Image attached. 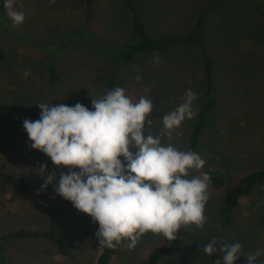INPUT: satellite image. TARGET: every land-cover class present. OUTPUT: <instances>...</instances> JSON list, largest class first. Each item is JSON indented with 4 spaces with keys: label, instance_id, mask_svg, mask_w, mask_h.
Listing matches in <instances>:
<instances>
[{
    "label": "rangeland",
    "instance_id": "1",
    "mask_svg": "<svg viewBox=\"0 0 264 264\" xmlns=\"http://www.w3.org/2000/svg\"><path fill=\"white\" fill-rule=\"evenodd\" d=\"M207 1L94 0L87 15L85 0H55L51 5L49 0H16L17 10L25 13L19 25L13 24L5 8L0 9V48L5 51L0 59V172L15 176L26 186L15 191L0 177V231H43L55 224L68 250V255H62L42 237L10 238L3 244L5 264H97L102 250L96 235L98 222L54 192L60 172L68 173V167L54 165L46 154L29 147L32 141L23 120L40 119L38 103L75 106L79 102L92 110V99L101 97L107 73L115 65V88H124L134 102L141 96L153 100L148 117L152 124L146 123L145 134L156 136L163 127V116L183 103L188 89L198 96L193 103L197 113L204 99L203 53L212 64L215 103L210 125L194 151L206 163L200 170H191L189 178L210 170L231 180L222 189L209 185L204 226H187L186 234L175 244L174 255L158 264H215L222 254L209 256L203 250L213 238L218 245L241 243L242 254L260 250L258 261L264 262V181L238 199L226 229L216 217L226 189L264 168L261 13L249 0H221L203 18V51L192 38L160 51L138 53L123 64L106 58V53H115L130 35L127 2L136 8L147 33L161 38L186 34ZM157 54L158 61L154 59ZM51 61L58 76L55 83L48 82L45 71ZM28 69L31 73L25 77ZM195 119L186 118L173 130L174 139L162 137V143L185 151ZM130 151L135 153L136 148ZM43 164L48 166L46 172H56V179L41 191L44 181L37 169ZM171 241L149 231L132 249L125 242L117 244L109 264H145L153 247Z\"/></svg>",
    "mask_w": 264,
    "mask_h": 264
},
{
    "label": "clouds",
    "instance_id": "2",
    "mask_svg": "<svg viewBox=\"0 0 264 264\" xmlns=\"http://www.w3.org/2000/svg\"><path fill=\"white\" fill-rule=\"evenodd\" d=\"M15 5L16 0H5L4 8L13 24L19 25L25 13ZM154 59L159 60L158 54ZM30 73L28 69L23 75ZM197 99L196 93L186 90L183 103L163 116V127L156 136L145 134L146 123L152 124L148 117L153 100L141 96L134 102L122 87L92 99V110L79 102L75 106L38 103L40 119L23 120V128L32 141L30 148L46 154L54 165L68 167V173L60 172L54 192L98 222L100 244L112 248L125 242L132 249L149 231L173 240L182 226H204L211 178L207 173L189 175L193 169H202L206 161L194 151L162 143V137L172 141L173 130L197 115L193 110ZM47 167L43 164L37 169L44 181L41 191L56 179V172H46ZM242 247L239 242L218 245L213 238L203 250L209 256L222 254L215 264H235ZM261 255L260 250L248 253L247 264H257Z\"/></svg>",
    "mask_w": 264,
    "mask_h": 264
},
{
    "label": "trees",
    "instance_id": "3",
    "mask_svg": "<svg viewBox=\"0 0 264 264\" xmlns=\"http://www.w3.org/2000/svg\"><path fill=\"white\" fill-rule=\"evenodd\" d=\"M220 1L221 0H208L205 7L199 13L195 24L186 34L179 36H165L161 38H153L147 33L145 24L140 19L136 8L130 2H127L131 25L130 35L122 43V45H120L119 49L115 53H106L107 57H105L110 61V63H114L116 61L117 64H123L131 61L138 53L160 51L192 38L195 39L198 46L202 50L203 39L200 36V28L202 26L203 18L206 14L210 13ZM249 1L251 2L252 6L261 13L262 29L260 30V40L264 45V0ZM4 3L5 0H0L1 10L4 9ZM93 3L94 0H85V12L87 15L90 14ZM4 55L5 51L0 48V59H2ZM202 62L204 99L197 110L196 119L190 128L187 149L185 151H195L197 149L200 136L210 125V113L215 103V98L213 95L214 83L212 80V64L208 56H206L204 53ZM50 63V65H45V71L47 72L48 82L55 83L58 80L57 71L53 61ZM117 74V67L113 65L110 71L107 73V77L104 81V90L102 95L105 94L106 90L115 88ZM120 159L125 161L122 156ZM205 173L209 174L211 178L210 186L214 189L224 188L227 182L231 180L229 177H224L210 170H206ZM0 177L4 181L10 183L15 191H22L26 189V186L23 185L22 181L11 174L0 172ZM261 181H264V168L246 174L244 177L239 179V181L233 187L226 189L216 212L217 221L222 228L226 229L230 225L233 209L237 205L238 199L241 196L248 194L252 186ZM186 228L187 227L182 226L178 230L175 239H173L170 243L153 247L145 259V264H158L163 258H171L174 255L175 244L177 243L180 236L186 234ZM18 237H42L48 239L53 243L58 253L62 255H68V250L65 246L63 237L57 233L55 224H52L49 229L43 231H32L25 229L11 230L7 232L0 231V264H5L3 255L4 242L10 238ZM115 250L116 247L109 248L103 244L101 253L97 258V264H109L111 257L115 253ZM235 262L236 264H247L246 254H242ZM257 264L261 263L257 260Z\"/></svg>",
    "mask_w": 264,
    "mask_h": 264
},
{
    "label": "crops",
    "instance_id": "4",
    "mask_svg": "<svg viewBox=\"0 0 264 264\" xmlns=\"http://www.w3.org/2000/svg\"><path fill=\"white\" fill-rule=\"evenodd\" d=\"M145 27H146V25H145ZM147 29V28H146ZM147 32H148V30H147Z\"/></svg>",
    "mask_w": 264,
    "mask_h": 264
}]
</instances>
